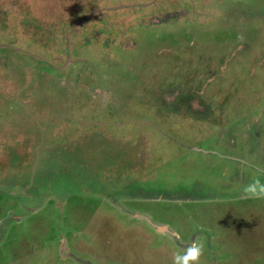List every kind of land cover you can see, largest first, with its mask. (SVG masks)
Segmentation results:
<instances>
[{
    "label": "rangeland",
    "instance_id": "1",
    "mask_svg": "<svg viewBox=\"0 0 264 264\" xmlns=\"http://www.w3.org/2000/svg\"><path fill=\"white\" fill-rule=\"evenodd\" d=\"M254 177L264 0H0V264H264Z\"/></svg>",
    "mask_w": 264,
    "mask_h": 264
},
{
    "label": "clouds",
    "instance_id": "2",
    "mask_svg": "<svg viewBox=\"0 0 264 264\" xmlns=\"http://www.w3.org/2000/svg\"><path fill=\"white\" fill-rule=\"evenodd\" d=\"M241 195L246 199L264 200V182L259 177H254L248 184L244 185ZM205 243L203 241H192L181 252L172 256V264H200L204 254Z\"/></svg>",
    "mask_w": 264,
    "mask_h": 264
},
{
    "label": "water",
    "instance_id": "3",
    "mask_svg": "<svg viewBox=\"0 0 264 264\" xmlns=\"http://www.w3.org/2000/svg\"><path fill=\"white\" fill-rule=\"evenodd\" d=\"M159 230L163 229V228H158Z\"/></svg>",
    "mask_w": 264,
    "mask_h": 264
},
{
    "label": "bare ground",
    "instance_id": "4",
    "mask_svg": "<svg viewBox=\"0 0 264 264\" xmlns=\"http://www.w3.org/2000/svg\"><path fill=\"white\" fill-rule=\"evenodd\" d=\"M162 230V229H161Z\"/></svg>",
    "mask_w": 264,
    "mask_h": 264
}]
</instances>
